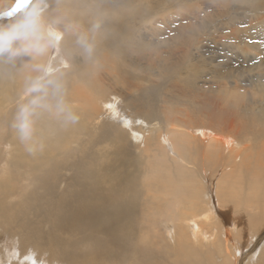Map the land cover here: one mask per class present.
Returning <instances> with one entry per match:
<instances>
[{"label":"bare ground","instance_id":"obj_1","mask_svg":"<svg viewBox=\"0 0 264 264\" xmlns=\"http://www.w3.org/2000/svg\"><path fill=\"white\" fill-rule=\"evenodd\" d=\"M15 2L0 0V264H264V63L192 62L201 0L3 15ZM187 3L198 15L173 10Z\"/></svg>","mask_w":264,"mask_h":264},{"label":"rangeland","instance_id":"obj_2","mask_svg":"<svg viewBox=\"0 0 264 264\" xmlns=\"http://www.w3.org/2000/svg\"><path fill=\"white\" fill-rule=\"evenodd\" d=\"M201 2L205 3L206 7L202 9L199 8L198 11L200 13L198 11L195 13L193 12L195 7L194 6L190 7L191 2L186 4L187 6L186 8H182V9L179 8L178 10L173 9L176 10L175 12L176 14L187 13V15L188 14L198 15L199 13L200 15H203L201 17L203 18L207 17V19H209L206 21L202 20L201 22H197L200 21V19H195V21L192 20V23L195 22L196 25L201 26L203 28V29L201 28L202 32L199 43L194 45V47L193 46L191 47L192 50L191 53L189 54V57L192 55L190 57L191 59H193L192 62L194 61H197L198 63L202 62L203 64L202 71L212 72V73L217 69L219 65H221L223 69L232 72V70L235 69L236 67L242 66L241 64L242 62H247V59L249 60L252 58L260 59L261 62L264 63V10L249 9L245 6L243 7V5L238 4V2H233L234 4L231 3L230 7H228V10L222 12V14H220L219 16H215L213 12L214 9L210 7V3L213 1L201 0ZM215 5L218 4L216 3ZM172 12L174 13V11ZM169 13L170 11L168 12V14ZM257 16L258 17L260 16L262 18L259 19ZM11 20L13 21L12 23L13 25H18L19 24L18 22H20L15 17H13ZM195 47L198 50H196ZM242 56L246 57V61ZM248 68L250 70L253 67L248 66ZM249 70L247 68L244 69L243 75L241 74L239 75L238 78L233 79L236 82L234 86L244 87V84L246 82L252 81L251 79L252 74H256L257 72L255 71L250 72ZM214 76L215 73L212 74L210 77H208L210 78L209 80L212 81ZM63 104H75V103L66 102ZM123 118L125 119L124 116ZM8 154L9 152H7V150L6 151L3 150L2 152H0L1 175H6V176L11 175L12 169L8 165V161H9ZM30 175L31 174H26V175H22L21 177H29ZM3 245L5 246L6 244L0 242V247H2Z\"/></svg>","mask_w":264,"mask_h":264},{"label":"snow or ice","instance_id":"obj_3","mask_svg":"<svg viewBox=\"0 0 264 264\" xmlns=\"http://www.w3.org/2000/svg\"><path fill=\"white\" fill-rule=\"evenodd\" d=\"M32 3V0H16L14 6L9 9L7 12L3 13L5 16H14L17 13L23 12L27 7H29ZM35 264V261H33Z\"/></svg>","mask_w":264,"mask_h":264}]
</instances>
